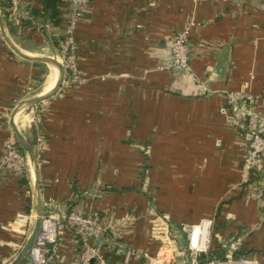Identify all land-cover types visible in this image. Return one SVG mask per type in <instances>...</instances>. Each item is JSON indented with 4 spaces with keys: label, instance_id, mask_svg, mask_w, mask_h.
<instances>
[{
    "label": "crops",
    "instance_id": "crops-1",
    "mask_svg": "<svg viewBox=\"0 0 264 264\" xmlns=\"http://www.w3.org/2000/svg\"><path fill=\"white\" fill-rule=\"evenodd\" d=\"M4 1L12 41L59 60L50 26L63 24L64 12L44 23L32 13L41 0H19L14 20ZM189 25L190 73L169 65L174 38ZM75 36L80 82L15 118L33 149L43 141L44 216L61 222L49 264H79L84 240L66 223L72 211L108 224V239L91 238L113 264H148L146 255L158 254L159 216L179 249L167 254L180 264L182 226L206 217L214 220L212 242L199 263L229 254L264 261V160L244 168L251 136L227 98L252 95L264 116V0H91ZM57 78L54 65L18 56L0 32V158L17 141L15 107ZM3 174L0 264H10L35 225L36 175L29 157L23 171L13 165ZM130 248L137 254L127 263Z\"/></svg>",
    "mask_w": 264,
    "mask_h": 264
},
{
    "label": "built area",
    "instance_id": "built-area-1",
    "mask_svg": "<svg viewBox=\"0 0 264 264\" xmlns=\"http://www.w3.org/2000/svg\"><path fill=\"white\" fill-rule=\"evenodd\" d=\"M91 0H63L59 10L64 12L65 20L61 25L51 24V30L57 37L60 47L59 61L64 67L65 75L63 85H74L80 82V72L77 60L78 44L75 32L80 21L86 16ZM19 0H11L10 15L14 20L21 17ZM46 26V24H45ZM190 25L179 31L171 45L170 67L178 68L185 72H191V47L189 41ZM227 98L231 110L240 116L242 123L250 133L248 153L244 159V168L247 170L256 167V164L264 160V116L259 115L255 109V101L252 95L238 97L230 91ZM36 154L43 150V141L40 140L34 149ZM28 163V157L17 145L16 140L6 143L0 158V183L4 176V170L10 166H17L23 171ZM66 223L83 237L84 243L80 253L79 264H113L96 246L92 237H106L108 224L94 215H83L72 211L66 217ZM167 221L158 217L153 222V236L160 241L159 252L156 256H147L148 264H180L175 258L168 256V251L178 254L179 249L166 227ZM214 220L202 218L196 223L185 224L182 230L186 235V245L183 248L186 256L184 264H201L198 256L207 253L211 247ZM61 228V222L54 215L44 216L43 223L36 240L28 254L30 264H49V244H55ZM108 239V236H107ZM25 244V243H24ZM234 248V244H232ZM137 254L136 248H130L125 253V262ZM206 264H264L257 256L246 255L233 259L231 254L225 261H210Z\"/></svg>",
    "mask_w": 264,
    "mask_h": 264
},
{
    "label": "water",
    "instance_id": "water-1",
    "mask_svg": "<svg viewBox=\"0 0 264 264\" xmlns=\"http://www.w3.org/2000/svg\"><path fill=\"white\" fill-rule=\"evenodd\" d=\"M0 32L1 35L4 39V41L8 44V46L11 48V50L17 54L18 56L30 60V61H40V62H45L54 65L57 67L59 71V76L58 79L54 85V87L48 91L47 93L43 95H38V96H33L26 98L22 100L13 110L11 120H10V125L12 127V130L16 136L17 142L21 146L22 150L28 155L29 161L31 165L34 168L35 171V196H36V221L34 228L30 235L28 236L25 244L21 248L20 252L16 256V258L10 263V264H22L27 258L29 251L31 247L33 246L37 235L39 234L42 223H43V218H44V207H43V201H42V190H41V185H40V171H39V166H38V157L33 149L32 145L28 142L22 131L19 129L18 125L15 122L16 115L21 112L23 109L34 105L38 103L39 101L48 99L55 95L57 91L61 88L65 71L64 67L61 64L59 60H57L55 57H48V56H33L25 53L22 51L10 38L4 19L3 15L0 9Z\"/></svg>",
    "mask_w": 264,
    "mask_h": 264
},
{
    "label": "trees",
    "instance_id": "trees-1",
    "mask_svg": "<svg viewBox=\"0 0 264 264\" xmlns=\"http://www.w3.org/2000/svg\"><path fill=\"white\" fill-rule=\"evenodd\" d=\"M62 1L63 0H41V4L43 6L42 10L32 9V13L34 16H38L39 18H41V20H43L44 23L46 21L58 23L57 17L59 13V5ZM4 3L10 4V1L6 3L4 0H0V6L2 10L4 7ZM10 32H12L11 29H10ZM17 145L20 148V150L23 151L18 142H17Z\"/></svg>",
    "mask_w": 264,
    "mask_h": 264
},
{
    "label": "bare ground",
    "instance_id": "bare-ground-1",
    "mask_svg": "<svg viewBox=\"0 0 264 264\" xmlns=\"http://www.w3.org/2000/svg\"><path fill=\"white\" fill-rule=\"evenodd\" d=\"M55 68H57V67H55ZM58 70V69H57ZM58 76H59V71H58ZM58 79V78H57ZM57 81V80H56Z\"/></svg>",
    "mask_w": 264,
    "mask_h": 264
},
{
    "label": "rangeland",
    "instance_id": "rangeland-1",
    "mask_svg": "<svg viewBox=\"0 0 264 264\" xmlns=\"http://www.w3.org/2000/svg\"><path fill=\"white\" fill-rule=\"evenodd\" d=\"M184 239H185V237H184ZM184 242H185V240H184Z\"/></svg>",
    "mask_w": 264,
    "mask_h": 264
}]
</instances>
